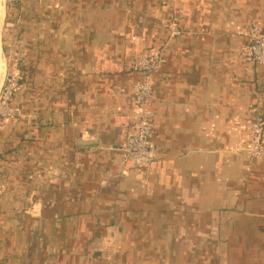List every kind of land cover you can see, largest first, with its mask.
I'll use <instances>...</instances> for the list:
<instances>
[{
	"label": "crops",
	"instance_id": "crops-1",
	"mask_svg": "<svg viewBox=\"0 0 264 264\" xmlns=\"http://www.w3.org/2000/svg\"><path fill=\"white\" fill-rule=\"evenodd\" d=\"M4 10L21 115L0 127V264H264V155L248 150L264 65L245 52L253 25L264 35V0ZM152 50L157 158L135 168L131 65Z\"/></svg>",
	"mask_w": 264,
	"mask_h": 264
},
{
	"label": "built area",
	"instance_id": "built-area-1",
	"mask_svg": "<svg viewBox=\"0 0 264 264\" xmlns=\"http://www.w3.org/2000/svg\"><path fill=\"white\" fill-rule=\"evenodd\" d=\"M245 52L248 62L264 65V35L256 25L249 29ZM163 63V52L152 50L135 59L131 65L132 71L140 75V80L133 87L139 121L135 132L127 136L123 154L125 162L135 168L149 165L157 158L150 105L154 98L153 77L161 71ZM17 89L18 81L9 79L0 99V125L5 117L12 118L15 113H19L12 104ZM248 150L256 158L264 155V118L261 116L255 117L251 124Z\"/></svg>",
	"mask_w": 264,
	"mask_h": 264
},
{
	"label": "rangeland",
	"instance_id": "rangeland-1",
	"mask_svg": "<svg viewBox=\"0 0 264 264\" xmlns=\"http://www.w3.org/2000/svg\"><path fill=\"white\" fill-rule=\"evenodd\" d=\"M3 11V9H2ZM2 11L0 12V44H3V39H4V36H5V25H6V17H5V10H4V15L2 14ZM3 22V23H2ZM5 46L7 47L8 44H5ZM14 51H17L16 48H13ZM6 53H3V51L0 49V99H1V95H2V92L4 91V87L6 86V83L7 81H9V79H14V81H18L19 82V77L16 76V72H15V69H13L10 73H7V70L8 68L10 69V66L14 67L15 64H19V61H15V60H11L8 55ZM9 72V70H8ZM6 74V75H4ZM15 74V75H14ZM19 87V86H18ZM15 99L13 98L12 100V104H13V101ZM14 106V105H13ZM14 108H17L14 106ZM19 110V113H15L16 115H14L12 118H16V117H19L21 114H20V109ZM8 119H11L10 117H5V120H1V126H4L6 125V121Z\"/></svg>",
	"mask_w": 264,
	"mask_h": 264
},
{
	"label": "trees",
	"instance_id": "trees-1",
	"mask_svg": "<svg viewBox=\"0 0 264 264\" xmlns=\"http://www.w3.org/2000/svg\"><path fill=\"white\" fill-rule=\"evenodd\" d=\"M8 9H9V6H8ZM4 50H6L5 47H4ZM17 90H18V89H17ZM16 92H17V91H16ZM16 94H17V93H15L14 98L16 97ZM13 102H14V101H13Z\"/></svg>",
	"mask_w": 264,
	"mask_h": 264
}]
</instances>
